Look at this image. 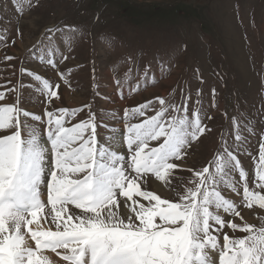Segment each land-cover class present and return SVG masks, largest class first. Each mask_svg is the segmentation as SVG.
Returning a JSON list of instances; mask_svg holds the SVG:
<instances>
[{"label": "snow or ice", "instance_id": "snow-or-ice-1", "mask_svg": "<svg viewBox=\"0 0 264 264\" xmlns=\"http://www.w3.org/2000/svg\"><path fill=\"white\" fill-rule=\"evenodd\" d=\"M13 2L18 13L21 3L35 6L33 0ZM37 51L34 59L57 68L50 46ZM157 64L167 71L165 64ZM20 72L40 86L49 103L60 99L59 84L24 68ZM70 73L57 70L69 88ZM149 75L145 66L141 80ZM21 88L8 89L16 93L15 103L0 105V264H55L48 251L65 264H264V217H257L259 226L225 219L243 222L239 205L224 194L240 196L244 208L264 210V136L250 187L248 172L226 146L202 169L176 163L210 131L201 110L190 111L187 97L180 106L156 97L125 109L123 132L112 130L101 142L90 105L45 111L42 119L20 106ZM139 90L137 84L133 91ZM5 100L0 92V102ZM85 109L87 119L73 124ZM36 123L44 125L43 135ZM233 125L235 141L243 142L235 120ZM120 146L126 154L117 150ZM185 170L191 186L176 191V172ZM150 179L175 199L148 190ZM225 228L245 235L229 236Z\"/></svg>", "mask_w": 264, "mask_h": 264}, {"label": "rangeland", "instance_id": "rangeland-1", "mask_svg": "<svg viewBox=\"0 0 264 264\" xmlns=\"http://www.w3.org/2000/svg\"><path fill=\"white\" fill-rule=\"evenodd\" d=\"M33 4L28 8L21 3L18 13L13 0H0V35L5 37L0 40V92L6 93L0 105L16 102V93L8 89L19 84L23 85L20 106L42 119L45 111L90 105L100 124L98 138L107 142L112 130L123 132L125 109L156 97L180 106L187 97L190 111L199 108L210 131L176 163L182 169H202L226 146L237 155L252 186L254 158L264 136V0H33ZM49 46L57 62L55 69L33 58L38 49L47 51ZM158 60L167 66L166 72ZM145 66L150 75L141 80ZM21 68L59 84L60 99L49 103L40 86L21 75ZM57 70L65 74L71 70L70 88ZM137 84L140 90L133 91ZM87 117L85 109L72 123ZM233 120L243 142L234 139ZM35 126L43 135L44 125ZM117 150L126 154L122 146ZM233 175L238 181V175ZM189 179L190 172L177 171L173 187L183 192ZM152 184L148 183V190L175 199L173 192L165 188L157 192ZM224 194L239 205L243 222L225 219L238 225H260L257 217H264V210L244 208L240 196ZM224 233L245 235L227 228ZM47 254L65 264L56 254Z\"/></svg>", "mask_w": 264, "mask_h": 264}, {"label": "bare ground", "instance_id": "bare-ground-1", "mask_svg": "<svg viewBox=\"0 0 264 264\" xmlns=\"http://www.w3.org/2000/svg\"><path fill=\"white\" fill-rule=\"evenodd\" d=\"M117 135H120V134H117ZM151 180L152 181L149 180V183H151V184H152V182L154 183V184H152V186L155 187V189H156L157 192H162V191L164 192V189H163L164 187L161 184H159L158 182H155L154 179H151ZM47 256H49L51 258V260H53L55 262V264H62L61 262H59L56 258H54L53 256H51L50 254H47Z\"/></svg>", "mask_w": 264, "mask_h": 264}]
</instances>
